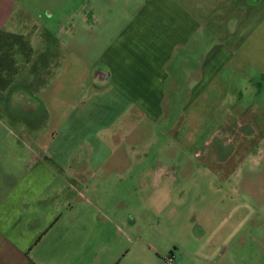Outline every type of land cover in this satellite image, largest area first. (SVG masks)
Instances as JSON below:
<instances>
[{
    "label": "crops",
    "instance_id": "1",
    "mask_svg": "<svg viewBox=\"0 0 264 264\" xmlns=\"http://www.w3.org/2000/svg\"><path fill=\"white\" fill-rule=\"evenodd\" d=\"M179 1L123 7L125 24L95 69L78 55L61 58L56 34L46 39L39 23L50 14L27 17L14 0H0V91L7 95L0 103V264H123L131 253L107 230L99 186L125 184L154 205L157 186L173 181L183 163L179 153L202 157L210 149L225 158L223 138L256 134L243 101L247 90L264 92V71L259 79L252 73L257 56L264 57L263 20L233 29L235 42L220 41L206 53L204 27ZM75 16L87 26L93 12L70 13V36ZM226 86L235 88L236 101L218 121L229 95L218 88ZM183 87L193 90V104L187 98L173 120ZM87 89L92 94L81 102ZM163 136L176 144L162 146L171 161L157 157L149 166Z\"/></svg>",
    "mask_w": 264,
    "mask_h": 264
},
{
    "label": "rangeland",
    "instance_id": "2",
    "mask_svg": "<svg viewBox=\"0 0 264 264\" xmlns=\"http://www.w3.org/2000/svg\"><path fill=\"white\" fill-rule=\"evenodd\" d=\"M143 1L14 0V4L22 7L27 17L39 19L43 14H50L51 18H43L39 23L48 30L44 35L46 39L56 34L62 45L61 58L68 54L78 55L89 60V66L96 69L100 65L94 60L115 40L118 28L125 24L120 10L138 6ZM254 1L184 0L182 4L204 27V35L200 33V37L203 35L207 41L208 53L207 48L220 41L223 44L235 42L234 38H229L233 29L239 33L244 27H254L260 20L264 22V0ZM79 7L91 8L93 18H89L84 26L77 15L73 17L76 31L73 28L70 36L67 21L70 13ZM78 16L83 18V15ZM255 62L252 73L259 79L264 71L263 55L257 56ZM185 89L183 87L184 91L177 95L173 120L180 117L187 98L193 104V90ZM218 91L229 92L217 113L220 121L231 115V104L235 103L236 95L235 88L230 91L227 86ZM89 92L87 89L82 93L81 102L92 94ZM246 92L243 102L251 105L250 113L257 122L256 126L251 124V129L257 130L256 134L249 139L236 135L233 141L222 137L225 142L222 141L221 149L227 148L230 153L225 158L212 157L210 149L202 157H195L191 152L180 154L178 148L175 149V158L179 153L178 158L183 163L174 166L178 172L173 181L157 186L154 205L141 200V195L137 198L136 191L129 190L130 186L125 184L119 185L121 188L107 184L99 186L105 200L107 230L124 250L131 253L123 259V264H166V258L170 256L172 264H264V92L260 95L256 91ZM6 100L7 95L0 91V103ZM93 110L97 112L96 107ZM222 133L225 134V130ZM166 137L163 136L159 145L150 150L149 166L159 159L162 163L171 161L170 150L166 147L173 148L176 144ZM79 152L84 154L85 150ZM75 157V163L81 166L83 158L77 153ZM172 162L178 161L172 159ZM137 243L144 248L138 254L135 253Z\"/></svg>",
    "mask_w": 264,
    "mask_h": 264
},
{
    "label": "built area",
    "instance_id": "3",
    "mask_svg": "<svg viewBox=\"0 0 264 264\" xmlns=\"http://www.w3.org/2000/svg\"><path fill=\"white\" fill-rule=\"evenodd\" d=\"M166 264H172V258L171 256L166 258Z\"/></svg>",
    "mask_w": 264,
    "mask_h": 264
},
{
    "label": "bare ground",
    "instance_id": "4",
    "mask_svg": "<svg viewBox=\"0 0 264 264\" xmlns=\"http://www.w3.org/2000/svg\"><path fill=\"white\" fill-rule=\"evenodd\" d=\"M119 30V29H118ZM201 59V58H200ZM175 62V61H174Z\"/></svg>",
    "mask_w": 264,
    "mask_h": 264
}]
</instances>
